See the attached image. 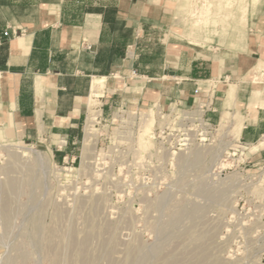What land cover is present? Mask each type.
<instances>
[{
	"label": "rangeland",
	"instance_id": "rangeland-1",
	"mask_svg": "<svg viewBox=\"0 0 264 264\" xmlns=\"http://www.w3.org/2000/svg\"><path fill=\"white\" fill-rule=\"evenodd\" d=\"M162 3L171 35L220 49L243 47L264 15V0ZM98 95L72 160L0 130V264H264V145L241 143L230 116L209 128L199 107L109 111Z\"/></svg>",
	"mask_w": 264,
	"mask_h": 264
},
{
	"label": "crops",
	"instance_id": "crops-1",
	"mask_svg": "<svg viewBox=\"0 0 264 264\" xmlns=\"http://www.w3.org/2000/svg\"><path fill=\"white\" fill-rule=\"evenodd\" d=\"M162 4L0 0V130L76 158L92 79L103 78L106 110L131 100L199 107L214 123L238 121L241 143L259 145L264 81L252 73L264 74V15L243 47L220 49L171 35ZM255 162L264 164V147Z\"/></svg>",
	"mask_w": 264,
	"mask_h": 264
},
{
	"label": "bare ground",
	"instance_id": "bare-ground-1",
	"mask_svg": "<svg viewBox=\"0 0 264 264\" xmlns=\"http://www.w3.org/2000/svg\"><path fill=\"white\" fill-rule=\"evenodd\" d=\"M103 88V78H93L90 86V94L88 96V105L91 106L94 103V96L101 93V89ZM96 112L92 109H90V113L87 117V123L83 135V156L84 158L87 157L88 154H90L93 151V148L95 146V119H96ZM151 121L145 126V128L142 131V134L140 135V139H144V136H151ZM264 144V139L259 142V145ZM18 149L23 152L25 150V147L19 146ZM17 150V149H16ZM16 150H14L16 152Z\"/></svg>",
	"mask_w": 264,
	"mask_h": 264
},
{
	"label": "built area",
	"instance_id": "built-area-1",
	"mask_svg": "<svg viewBox=\"0 0 264 264\" xmlns=\"http://www.w3.org/2000/svg\"><path fill=\"white\" fill-rule=\"evenodd\" d=\"M15 32V31H14ZM8 34H9V31L8 30H5L4 32H3V35L4 36H8ZM85 48H87V49H90V45H85ZM201 117H202V115H201ZM193 122H195L196 121V119H194V120H192ZM191 121V122H192ZM201 121L203 122V124L204 125H206L207 127L209 126V128H211L210 126H211V121H209V120H206V119H203V118H201Z\"/></svg>",
	"mask_w": 264,
	"mask_h": 264
}]
</instances>
